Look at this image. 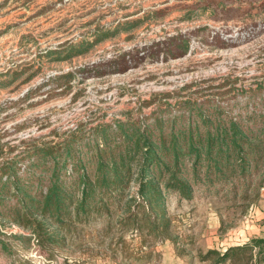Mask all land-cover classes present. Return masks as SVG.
I'll list each match as a JSON object with an SVG mask.
<instances>
[{
	"label": "rangeland",
	"instance_id": "1",
	"mask_svg": "<svg viewBox=\"0 0 264 264\" xmlns=\"http://www.w3.org/2000/svg\"><path fill=\"white\" fill-rule=\"evenodd\" d=\"M137 20L136 29L83 55L49 56L60 50L63 58L70 46L93 41L98 30ZM68 73L75 77L66 92L56 78ZM14 74L20 75L15 81ZM3 82L11 83L0 86V136L11 146L59 143L81 125L84 146L88 131L101 122L147 117L165 102L171 116H189L179 108L189 100L207 115L221 111L246 122L256 134L264 116V0H0ZM165 94L172 96L164 100ZM154 97L158 101L146 107ZM188 175L193 199L167 194L171 223L162 234L140 233L128 223L132 184L126 198L99 201L86 217L72 211L63 226L51 223L54 244L1 222L6 249L0 243V264H180L177 258L214 264L215 258L203 262L200 255L264 238V162L251 164L245 178L231 170L224 178L213 173V184L206 168L197 178ZM243 233L249 240L234 246ZM236 256L226 264H256L249 251Z\"/></svg>",
	"mask_w": 264,
	"mask_h": 264
},
{
	"label": "trees",
	"instance_id": "2",
	"mask_svg": "<svg viewBox=\"0 0 264 264\" xmlns=\"http://www.w3.org/2000/svg\"><path fill=\"white\" fill-rule=\"evenodd\" d=\"M141 23L137 20L119 23L113 31L98 30L93 41L70 46L63 58L58 56L63 54L60 50L50 52L49 56L60 61L83 55L98 43L121 31H132ZM180 48L186 53L188 46L183 43ZM14 75L15 81L20 75ZM74 77L75 73H68L56 79L64 80L65 84L59 87L68 92ZM162 96L167 100L172 95ZM157 101L154 97L144 105L151 107ZM179 106L189 116H171L172 105L165 102L147 117L134 119L126 114L125 120L101 122L88 131L89 143L84 146L80 143L86 138L79 136L80 132L86 133L83 125L59 143L23 140L21 146H11L2 142L4 135L0 136V223L29 229L38 239L54 244L56 231L50 230L51 223L63 226L72 211L78 217H86L99 201L126 198L133 184L136 192L128 196V223L140 233L162 234L171 223L167 194H178L182 200L193 199L189 171L197 178L206 168V178L213 184L209 178L213 173L223 177L225 171L231 170L245 178L251 164L264 162V116H260L262 128L255 134L246 122L221 111L207 115L200 103L189 100ZM20 147L23 150L11 156ZM85 155L89 157L87 161ZM93 164L96 169L91 172ZM67 176L72 181L68 182ZM4 236L0 226V243L6 249ZM246 251L250 252L251 261L264 264V238H255L225 253L208 251L200 257L203 262L215 258L214 264H226Z\"/></svg>",
	"mask_w": 264,
	"mask_h": 264
},
{
	"label": "crops",
	"instance_id": "3",
	"mask_svg": "<svg viewBox=\"0 0 264 264\" xmlns=\"http://www.w3.org/2000/svg\"><path fill=\"white\" fill-rule=\"evenodd\" d=\"M248 240H249V238L247 237V235L245 233L239 234L238 237L234 239V246H239L241 244H245ZM232 246H233V244H232ZM222 247H223V245H222ZM228 247L229 246L226 245L225 250H227ZM177 259H178L180 264H183V262L179 258H177Z\"/></svg>",
	"mask_w": 264,
	"mask_h": 264
}]
</instances>
